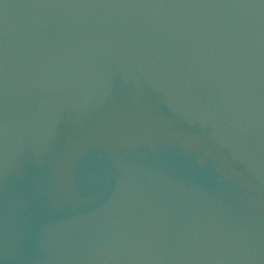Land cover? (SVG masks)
<instances>
[{
  "label": "water",
  "instance_id": "water-1",
  "mask_svg": "<svg viewBox=\"0 0 264 264\" xmlns=\"http://www.w3.org/2000/svg\"><path fill=\"white\" fill-rule=\"evenodd\" d=\"M0 264H264V0H0Z\"/></svg>",
  "mask_w": 264,
  "mask_h": 264
}]
</instances>
